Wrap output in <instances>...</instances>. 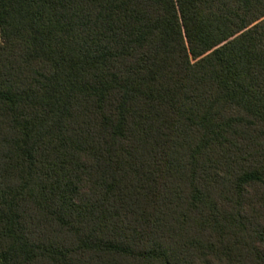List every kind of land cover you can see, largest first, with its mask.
I'll return each mask as SVG.
<instances>
[{
	"label": "trees",
	"instance_id": "obj_1",
	"mask_svg": "<svg viewBox=\"0 0 264 264\" xmlns=\"http://www.w3.org/2000/svg\"><path fill=\"white\" fill-rule=\"evenodd\" d=\"M0 28V264H264V0H0Z\"/></svg>",
	"mask_w": 264,
	"mask_h": 264
},
{
	"label": "rangeland",
	"instance_id": "obj_2",
	"mask_svg": "<svg viewBox=\"0 0 264 264\" xmlns=\"http://www.w3.org/2000/svg\"><path fill=\"white\" fill-rule=\"evenodd\" d=\"M3 44V40H2V35H1V28H0V48ZM192 60H195L194 58H192Z\"/></svg>",
	"mask_w": 264,
	"mask_h": 264
}]
</instances>
